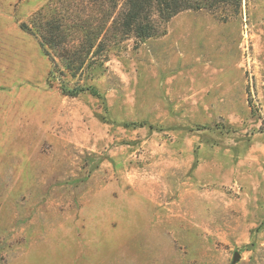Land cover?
Returning a JSON list of instances; mask_svg holds the SVG:
<instances>
[{"label":"rangeland","instance_id":"obj_1","mask_svg":"<svg viewBox=\"0 0 264 264\" xmlns=\"http://www.w3.org/2000/svg\"><path fill=\"white\" fill-rule=\"evenodd\" d=\"M122 5L0 0V264H264V0Z\"/></svg>","mask_w":264,"mask_h":264},{"label":"trees","instance_id":"obj_2","mask_svg":"<svg viewBox=\"0 0 264 264\" xmlns=\"http://www.w3.org/2000/svg\"><path fill=\"white\" fill-rule=\"evenodd\" d=\"M119 1L111 0L114 10L118 8ZM239 2L240 0H123L122 11L115 21L121 20L126 37L134 35L147 39L157 34L155 18L166 23L184 11H201L220 4L239 5ZM44 40L50 48L57 47L52 31L48 32ZM66 94L75 96L77 93L71 91Z\"/></svg>","mask_w":264,"mask_h":264},{"label":"water","instance_id":"obj_3","mask_svg":"<svg viewBox=\"0 0 264 264\" xmlns=\"http://www.w3.org/2000/svg\"><path fill=\"white\" fill-rule=\"evenodd\" d=\"M239 258H240V255L237 253V254H235V257H234V262H236L237 260H239Z\"/></svg>","mask_w":264,"mask_h":264}]
</instances>
